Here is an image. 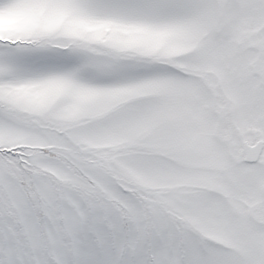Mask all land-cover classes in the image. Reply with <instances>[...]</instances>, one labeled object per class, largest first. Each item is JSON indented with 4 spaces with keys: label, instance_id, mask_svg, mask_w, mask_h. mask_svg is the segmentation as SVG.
I'll list each match as a JSON object with an SVG mask.
<instances>
[{
    "label": "snow or ice",
    "instance_id": "snow-or-ice-1",
    "mask_svg": "<svg viewBox=\"0 0 264 264\" xmlns=\"http://www.w3.org/2000/svg\"><path fill=\"white\" fill-rule=\"evenodd\" d=\"M0 264H264V0H0Z\"/></svg>",
    "mask_w": 264,
    "mask_h": 264
}]
</instances>
